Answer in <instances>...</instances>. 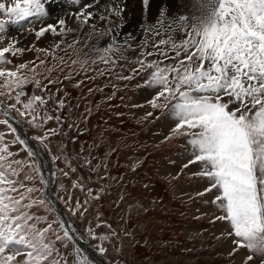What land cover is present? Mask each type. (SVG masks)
<instances>
[{"label": "snow or ice", "instance_id": "1", "mask_svg": "<svg viewBox=\"0 0 264 264\" xmlns=\"http://www.w3.org/2000/svg\"><path fill=\"white\" fill-rule=\"evenodd\" d=\"M70 2L79 4L80 0ZM148 2L144 0L145 6ZM193 8L200 15L185 14L178 19H168L161 13L159 29H150L155 35L162 32L167 35V39H160L154 47L164 60L173 63L141 59L137 61L139 67L132 70L133 75L119 78L131 80L142 72L148 73L142 86L155 90L148 104L153 110L167 109L174 121L166 139L188 138L191 158L184 167L200 164L201 170L195 175L210 182L204 192L197 195L217 191L212 202L223 215L215 219L230 226L228 235L233 238L234 248L229 255L247 249L250 254L245 257V264H249L255 261L256 255L264 257V0H193ZM106 11L108 14L101 15L100 20L109 21L108 27L97 30L92 25L87 39L77 35L72 43L57 41L51 52L36 51L57 59L54 53L61 49L62 43L65 44L63 51L83 44L89 48V53H103L100 62L114 65L116 60L109 53L118 50L112 30V18H119L122 12L118 0H112ZM47 15L43 0H0V16L4 17L0 19V34L6 31L8 24H19L29 18L39 21ZM93 18V13L82 8L74 14L80 28L69 27L66 20L60 18L56 25L40 27L35 36L39 39L49 32L61 37L78 33ZM32 31L29 28V32ZM177 32L182 33V39L174 38ZM104 35L113 36L106 46H100L99 40L96 44L89 43L94 36ZM16 43L10 40L7 46L0 47V125L6 126L13 137L5 142V134L0 133V264H94L76 243L79 238L68 231L63 222L50 221L47 215L33 211L47 204L34 195L40 189L25 183L32 181L28 172L39 174L38 153L18 134L11 122L15 119L12 113L31 127L43 130L44 125L54 119L46 108L52 97L27 96L25 88L29 83L40 88L37 68L45 61L40 60L39 64L30 61L9 68L11 61L6 54L15 56L23 51ZM169 52L174 55L170 56ZM89 53H85V57H89ZM87 64V58L81 62L82 67ZM5 101L10 103L5 104ZM57 107L62 109L64 101L60 100ZM55 120L60 123V116ZM55 134L56 129H48L31 139L47 147L45 142ZM15 145L27 154L28 160L16 158L19 152L11 150ZM22 174L23 180L20 179ZM40 182L44 183L42 178ZM72 187L81 186L73 182ZM88 196L99 199L91 190ZM64 203L73 215L83 217L87 211L84 206L87 200L84 205L77 200L73 207L69 195ZM85 234L89 240L97 241L95 248L100 255H105V242L115 235L114 232L98 235L91 227ZM57 241L68 251L61 252L56 247ZM260 264H264V259Z\"/></svg>", "mask_w": 264, "mask_h": 264}, {"label": "rangeland", "instance_id": "2", "mask_svg": "<svg viewBox=\"0 0 264 264\" xmlns=\"http://www.w3.org/2000/svg\"><path fill=\"white\" fill-rule=\"evenodd\" d=\"M43 2L48 15L39 21L29 18L19 24L6 25V31L0 34V47L15 40V46L23 49L15 56L6 54L11 61L9 68L30 61H35L36 64L40 60L45 61V64L37 68L40 73V88L29 83L25 91L27 96L35 94L44 96L45 99L51 96L46 108L54 119L40 130L31 127L15 112L12 115L31 137L43 135L48 129H56V134L45 142L47 147L36 142L52 164L54 193L69 218L72 229L94 250L97 241L87 238L86 229L91 227L98 235H111L114 232L115 235L105 242L107 251L102 255L111 264H245V257L250 253L247 249H239L230 256L229 253L234 248L233 238L228 235L230 226L215 219L223 215L212 202L217 191L214 189L203 196L197 195L204 192L210 183L206 178L195 175L200 172L201 165L184 167L191 158L188 138L181 136L167 140L174 121L167 109L153 110L148 104L155 93L154 89L142 86L148 73L142 72L131 80L119 78L133 75L132 70L139 67L137 61L141 59L164 60L154 45L160 39H167V35L163 32L155 35L150 29H159L161 13L168 19H178L185 14L189 17L200 15L193 8V0L180 6L174 4L171 14L166 13L169 6L165 5V0H160L156 6L159 13L156 14L155 22L151 23V19L141 20L140 16L135 27L136 35L130 32L124 35L125 30L119 28H126L132 22L130 18L113 17L118 50L109 55L116 60L114 65L100 62L103 53H89V48L83 47V44L63 51L61 49L65 44L62 43L61 49H56L54 53L57 59L43 51H36L46 49L51 52L57 41L72 43L77 35L87 39L86 35L92 29L91 26L86 31L80 30L64 37L49 32L37 39L35 31L52 24L49 23L50 1ZM59 4H63V8L74 16L72 7L76 4H72L70 0H61ZM86 5L87 8L89 5L94 7L91 1H87ZM150 5L151 0L147 6L143 0L145 15ZM110 7L109 4L108 9ZM3 18L0 16V19ZM106 22L108 27L109 21ZM29 28L33 31L29 32ZM174 38L180 40L183 35L177 32ZM111 39V35H104L100 46H106ZM85 53H89V57H85ZM169 55L173 56L174 53L169 52ZM86 58L88 64L82 67L81 62ZM74 60L77 63L73 64ZM93 60L96 62L93 63ZM164 63L173 61L164 60ZM32 66L29 64V67ZM49 81L53 83L50 84ZM45 88L46 91H43ZM60 100L64 101L62 109L57 107ZM7 103L10 101H5ZM149 112L153 115L147 116ZM57 115L60 116V123L55 120ZM12 124L21 138L26 140L20 128L13 122ZM0 133L5 134V142L13 139L6 126L0 125ZM11 150L19 152L17 159L28 160L27 154L20 150L19 145L12 146ZM36 166L40 169L38 159ZM28 174L32 181L25 183L40 189L34 195L46 200L43 184L40 182L41 169L39 174L34 171ZM20 179L23 180V174ZM73 182L81 187L73 188ZM89 190L93 196L99 195V199L90 198ZM69 195L72 197L73 207L77 200L82 205L85 200L88 201L84 205L87 211L83 217L73 215L68 210L64 200ZM33 211L37 215H47L50 221H61L48 201L45 207ZM57 231H60L58 227ZM56 247L61 252L68 251L59 241L56 242ZM262 259L264 257L256 255L255 261L249 264H260Z\"/></svg>", "mask_w": 264, "mask_h": 264}, {"label": "bare ground", "instance_id": "3", "mask_svg": "<svg viewBox=\"0 0 264 264\" xmlns=\"http://www.w3.org/2000/svg\"><path fill=\"white\" fill-rule=\"evenodd\" d=\"M47 1H50V4H51L50 5L51 12L49 13L51 19L49 20V23H52V24L56 25V23H58V20L60 18H63V19L66 20L67 26L72 27V28L73 27L80 28V26L76 23V21L74 19V16H71L72 14L71 13H68L67 12L68 10H65L63 8V6H62L63 4L62 5L59 4L61 0L60 1L59 0H47ZM87 1H91V4L94 7H92V6H91V8L88 7L89 8L88 9L87 8V5H86V2ZM118 2H119V7L121 9L122 8L124 9V10H122L120 17L123 18V16H124L125 18L127 17V18H130V20H132V22L130 24H128L126 26V28H122V26L119 27L120 29H123V31L125 30L124 35H126L127 32H130V33H133V35H136L135 27L137 25V22L140 21V16L142 17L141 20L151 19L150 20L151 23H154L155 20H156V14L159 13V9H157V11H156V6H157L158 3H160V0H151L150 9H149L147 15L144 14L145 8H143V0H118ZM165 2H166L165 5H168L169 6V7H167L168 10L166 11V13L171 14L172 13V10H173V5L174 4L180 6L182 4H186L188 2V0H165ZM109 4L111 6L112 0H80V3L79 4H76V6H73L72 8L75 11V13H78L82 8H87L89 10V12L93 13V16H94V19H92L90 21L89 25L84 26L80 30L86 31L92 25H95L96 28H97V30H100L101 27H104L105 28L106 25H108V23L106 21H101L100 19H98V17H100L101 15H104V14H106V15L108 14L107 11H106V9H108ZM162 4H163V2H162ZM187 8L188 7H185V9H187ZM180 9H182V8H180ZM182 11H183V9H182ZM103 12H104V14H103ZM118 19H120V18H118ZM95 21H98V22H95ZM128 28H129V30H128ZM114 32H115V30H113V34H114ZM17 34H18L17 35V38H19V36H20L19 31H18ZM84 35H85V33H83V36ZM103 37L104 36H102V37H95L94 36L90 40V44H96L97 43V40H99V44H100V42H102ZM115 37H116V35L114 34V38ZM112 38H113V36H112ZM37 159H38L39 166H40L41 173H42V172H44V170H43V168H42V166L40 164V160H39L38 157H37Z\"/></svg>", "mask_w": 264, "mask_h": 264}, {"label": "water", "instance_id": "4", "mask_svg": "<svg viewBox=\"0 0 264 264\" xmlns=\"http://www.w3.org/2000/svg\"><path fill=\"white\" fill-rule=\"evenodd\" d=\"M16 126H18L23 133L24 137L27 140L29 146L38 153V158L40 160V164L44 170L43 176V191L45 198L53 208V210L58 214L60 217L61 222L65 224V227L68 231H70L74 236L78 237L79 239L76 241L78 246H80L86 254H88L93 260H95L98 264H110L102 255L96 252L80 235H78L70 226L68 218L54 195V181L52 175V169L50 166L49 158L46 153L40 148V146L36 143V141L32 140L30 135L24 129V127L20 124V122L15 118L12 121ZM70 226V227H69Z\"/></svg>", "mask_w": 264, "mask_h": 264}]
</instances>
